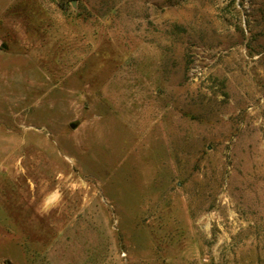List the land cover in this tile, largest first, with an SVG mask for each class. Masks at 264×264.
<instances>
[{
	"label": "rangeland",
	"instance_id": "obj_1",
	"mask_svg": "<svg viewBox=\"0 0 264 264\" xmlns=\"http://www.w3.org/2000/svg\"><path fill=\"white\" fill-rule=\"evenodd\" d=\"M0 264H264V0H0Z\"/></svg>",
	"mask_w": 264,
	"mask_h": 264
},
{
	"label": "water",
	"instance_id": "obj_2",
	"mask_svg": "<svg viewBox=\"0 0 264 264\" xmlns=\"http://www.w3.org/2000/svg\"><path fill=\"white\" fill-rule=\"evenodd\" d=\"M70 128H71V129H75V128H76V124H73V123L70 124Z\"/></svg>",
	"mask_w": 264,
	"mask_h": 264
}]
</instances>
